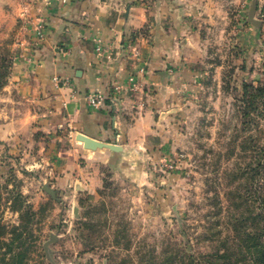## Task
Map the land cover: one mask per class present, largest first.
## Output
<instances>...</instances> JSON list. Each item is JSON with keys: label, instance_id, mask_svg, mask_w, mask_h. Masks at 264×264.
I'll list each match as a JSON object with an SVG mask.
<instances>
[{"label": "rangeland", "instance_id": "374dc122", "mask_svg": "<svg viewBox=\"0 0 264 264\" xmlns=\"http://www.w3.org/2000/svg\"><path fill=\"white\" fill-rule=\"evenodd\" d=\"M24 1L0 0V219L26 225L28 264H222L264 243V43L244 52L229 42L210 57L221 67L207 72L144 176L110 177L98 194L73 199L39 163L36 133L6 137Z\"/></svg>", "mask_w": 264, "mask_h": 264}, {"label": "crops", "instance_id": "0c3cea01", "mask_svg": "<svg viewBox=\"0 0 264 264\" xmlns=\"http://www.w3.org/2000/svg\"><path fill=\"white\" fill-rule=\"evenodd\" d=\"M262 13L264 0H25L6 137L36 133L39 163L73 199L110 177L136 180L165 157L187 101L221 67L220 47L264 43ZM95 91L105 95L97 109L85 99Z\"/></svg>", "mask_w": 264, "mask_h": 264}, {"label": "trees", "instance_id": "16d2710c", "mask_svg": "<svg viewBox=\"0 0 264 264\" xmlns=\"http://www.w3.org/2000/svg\"><path fill=\"white\" fill-rule=\"evenodd\" d=\"M21 215H27L28 220L33 216V211L24 207ZM26 225H6L0 219V264H28L27 250L30 248L24 240H19ZM21 229V230H20ZM247 255L243 259L222 264H264V243L246 245Z\"/></svg>", "mask_w": 264, "mask_h": 264}, {"label": "built area", "instance_id": "2783aa9c", "mask_svg": "<svg viewBox=\"0 0 264 264\" xmlns=\"http://www.w3.org/2000/svg\"><path fill=\"white\" fill-rule=\"evenodd\" d=\"M262 15H264V13H262ZM35 35L38 40H42L44 38V32L41 24H37L35 26ZM96 52L98 55L102 54V49L99 45L96 47ZM65 84H66L65 82H61V85L64 86ZM85 99L90 107L97 109L101 105H103L105 101V95L101 91H95L93 93L86 94Z\"/></svg>", "mask_w": 264, "mask_h": 264}, {"label": "water", "instance_id": "95a60500", "mask_svg": "<svg viewBox=\"0 0 264 264\" xmlns=\"http://www.w3.org/2000/svg\"><path fill=\"white\" fill-rule=\"evenodd\" d=\"M56 235L54 234H51L48 241H46V243L44 244V247L47 248L48 247V244L51 243V242H54L56 240Z\"/></svg>", "mask_w": 264, "mask_h": 264}]
</instances>
